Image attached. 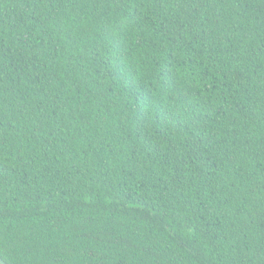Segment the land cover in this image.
<instances>
[{
    "label": "trees",
    "instance_id": "16d2710c",
    "mask_svg": "<svg viewBox=\"0 0 264 264\" xmlns=\"http://www.w3.org/2000/svg\"><path fill=\"white\" fill-rule=\"evenodd\" d=\"M7 264H264V0H0Z\"/></svg>",
    "mask_w": 264,
    "mask_h": 264
},
{
    "label": "water",
    "instance_id": "95a60500",
    "mask_svg": "<svg viewBox=\"0 0 264 264\" xmlns=\"http://www.w3.org/2000/svg\"><path fill=\"white\" fill-rule=\"evenodd\" d=\"M0 264H7V263L0 257Z\"/></svg>",
    "mask_w": 264,
    "mask_h": 264
}]
</instances>
